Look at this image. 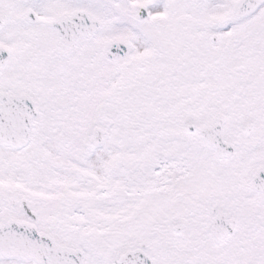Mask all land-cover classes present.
<instances>
[{"label":"snow or ice","instance_id":"snow-or-ice-1","mask_svg":"<svg viewBox=\"0 0 264 264\" xmlns=\"http://www.w3.org/2000/svg\"><path fill=\"white\" fill-rule=\"evenodd\" d=\"M0 264H264V0H0Z\"/></svg>","mask_w":264,"mask_h":264}]
</instances>
